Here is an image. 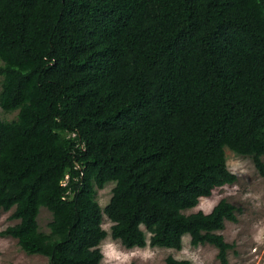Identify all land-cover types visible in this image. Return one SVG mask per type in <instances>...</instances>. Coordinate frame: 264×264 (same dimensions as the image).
I'll return each mask as SVG.
<instances>
[{
  "label": "trees",
  "instance_id": "obj_1",
  "mask_svg": "<svg viewBox=\"0 0 264 264\" xmlns=\"http://www.w3.org/2000/svg\"><path fill=\"white\" fill-rule=\"evenodd\" d=\"M225 148L264 177V0H0V214L17 220L0 236L25 253L100 264L104 214L125 248L188 235L229 264L235 205L184 212L236 181Z\"/></svg>",
  "mask_w": 264,
  "mask_h": 264
},
{
  "label": "rangeland",
  "instance_id": "obj_2",
  "mask_svg": "<svg viewBox=\"0 0 264 264\" xmlns=\"http://www.w3.org/2000/svg\"><path fill=\"white\" fill-rule=\"evenodd\" d=\"M15 115L16 112H1V117L6 120ZM225 157L227 168L236 175V181L216 188L210 197L200 198L196 206L184 212H209L220 199H226L235 205L237 218L234 222L226 220L224 228L219 231L226 242L233 244L227 253L228 263L264 264V177L258 173L249 156L238 155L225 148ZM261 159L264 161V156ZM113 185V182H108L102 189H97L96 198L101 208L108 203ZM10 213L11 211H7L0 214V231L17 222L9 217ZM37 220L40 230L48 232L47 223L51 220V212L41 207ZM110 226L111 221L103 214L102 228L107 231V236L99 245L103 253L100 264H164L167 255L188 259L193 264H221L216 258L217 249L213 245L192 246L188 235L183 236L180 249L149 245L125 248L119 240L110 236ZM146 236H149L147 232ZM46 262L47 257L43 255H29L21 250L15 238L0 236V264Z\"/></svg>",
  "mask_w": 264,
  "mask_h": 264
},
{
  "label": "clouds",
  "instance_id": "obj_3",
  "mask_svg": "<svg viewBox=\"0 0 264 264\" xmlns=\"http://www.w3.org/2000/svg\"><path fill=\"white\" fill-rule=\"evenodd\" d=\"M67 177H68V176L66 175V178H67ZM64 184H66V183H64V182L61 183L62 186H63Z\"/></svg>",
  "mask_w": 264,
  "mask_h": 264
}]
</instances>
